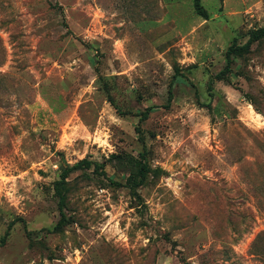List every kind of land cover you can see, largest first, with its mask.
<instances>
[{
    "label": "rangeland",
    "instance_id": "obj_1",
    "mask_svg": "<svg viewBox=\"0 0 264 264\" xmlns=\"http://www.w3.org/2000/svg\"><path fill=\"white\" fill-rule=\"evenodd\" d=\"M200 2L0 0V264H264V0Z\"/></svg>",
    "mask_w": 264,
    "mask_h": 264
},
{
    "label": "trees",
    "instance_id": "obj_2",
    "mask_svg": "<svg viewBox=\"0 0 264 264\" xmlns=\"http://www.w3.org/2000/svg\"><path fill=\"white\" fill-rule=\"evenodd\" d=\"M194 6H195L196 11L201 16L207 18L208 14L205 8L202 6L200 0H194ZM263 37H264V28H259L250 33L248 40L244 44H237L235 42H232V44L226 50V54H225L226 55V65L219 73L216 74V77L218 79H224L226 73L230 71L231 69L234 57L241 56L244 53H246L254 42L259 41ZM174 82L175 80H172L170 84L168 101L165 104L166 107L169 106V104L171 103L172 97H173ZM156 108H158L157 105L148 106L146 107L144 111H141L139 114L140 118H139V124L137 126V130L140 134V141L143 145V148L139 155L140 159L135 164V169H133V171L129 173V175L126 178V182L124 184V186L129 188L131 191H133L136 196H138V189L145 184L148 178V175L150 173V166L147 160L148 150H147L146 143L141 135L142 130H141L140 124L143 121H145L149 117L150 112ZM91 167H93L95 172L101 175H106L105 164L98 160H91L85 157L83 159L78 160L75 163H69L67 161L63 163L59 178L55 180L53 184L54 193L56 197L58 198L60 218L56 222V224L52 228L47 229V231L58 232L62 229L64 225V222L66 219L65 213H64V201H65L67 178L69 177V175L76 170L84 169V168H91ZM110 179L112 183L120 184V182L115 181L112 178ZM12 225H13V222H11L8 225L5 233L0 239V245H3L5 243L7 235H8V231ZM33 233H35V231H32V230L27 231L28 235H32Z\"/></svg>",
    "mask_w": 264,
    "mask_h": 264
}]
</instances>
